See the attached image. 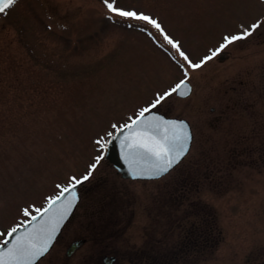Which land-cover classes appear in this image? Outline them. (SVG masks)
I'll return each instance as SVG.
<instances>
[{
  "label": "rangeland",
  "instance_id": "obj_1",
  "mask_svg": "<svg viewBox=\"0 0 264 264\" xmlns=\"http://www.w3.org/2000/svg\"><path fill=\"white\" fill-rule=\"evenodd\" d=\"M117 6L156 19L193 63L250 34L191 69L159 30L103 0H18L1 13L0 243L28 219L23 209L35 215L96 164L36 264H264V0ZM183 79L191 94L157 109L189 120V152L160 178L122 177L97 141ZM201 226L211 243L185 250Z\"/></svg>",
  "mask_w": 264,
  "mask_h": 264
},
{
  "label": "snow or ice",
  "instance_id": "obj_2",
  "mask_svg": "<svg viewBox=\"0 0 264 264\" xmlns=\"http://www.w3.org/2000/svg\"><path fill=\"white\" fill-rule=\"evenodd\" d=\"M17 2L18 0H0V13H5ZM103 3L110 12L117 16L143 21L159 30L164 40L176 49L191 69L201 68L204 63L217 56L229 44L250 34V32H245L241 35L225 37V43L219 49L205 56L201 62L193 63L189 56L181 50L179 42L169 37L156 19L143 13L124 10L117 6V0H103ZM257 26L252 27L254 29ZM185 75H187V69H185ZM187 89V82L181 80L163 95H157L148 107L140 109L134 117H130L129 123L123 126L115 124L112 126L115 131L108 133V136L111 139H119L124 158L134 178H159L168 173L188 152L191 137L187 131V125L183 122L164 120L153 112L173 93L183 96ZM97 144L102 151L106 147L103 140L97 141ZM101 159L103 156H98L97 163ZM95 168L96 164L91 165L89 172L80 179L72 177V183L61 187L59 195L49 198L45 208L35 209L38 215H33L28 208L23 209V214L28 219L12 227L6 234L7 239L0 243V264H36V261L48 252L58 230L78 200L77 185L89 180ZM4 235L5 233L0 232V237Z\"/></svg>",
  "mask_w": 264,
  "mask_h": 264
},
{
  "label": "water",
  "instance_id": "obj_3",
  "mask_svg": "<svg viewBox=\"0 0 264 264\" xmlns=\"http://www.w3.org/2000/svg\"><path fill=\"white\" fill-rule=\"evenodd\" d=\"M187 82V85H188V89L186 91V94L183 95L184 96H188L191 91H192V85L191 83L188 81V80H185ZM177 94V93H176ZM179 95V94H177ZM181 96V95H179ZM153 112L162 117L164 120H167V121H178V122H183L187 125V131L189 132L190 134V142H189V149L191 147V143H192V139H193V133H192V128H191V125L189 123V121L185 118H181V117H173V116H168L166 115L165 113L163 112H160L159 110H153ZM111 140V142H109ZM189 151V150H188ZM188 153V152H187ZM186 153V154H187ZM185 154V155H186ZM185 155L181 158V160L185 157ZM105 157L116 167L117 171L121 174L122 177L124 178H132V179H153V178H143V177H136L134 178L131 174V169L128 165V162L125 160L124 158V153H123V149L121 148V145H120V141L119 139H111L109 137L108 141H107V151H106V154H105ZM180 160V161H181ZM179 161V162H180ZM177 165V164H176ZM175 165V166H176ZM165 175V174H164ZM163 176V175H162ZM161 177V176H160ZM79 185H77L76 187V192H77V196H78V200L74 206V208L72 209L70 215L68 216V218L63 222L62 226L60 227V229L58 230L56 236H55V239L54 241L52 242V245L53 243L55 242L57 236L59 235V233L62 231V228L64 227V225L66 224V222L70 219V217L73 215L75 209H76V206L80 200V191H79ZM38 215V214H36ZM21 231H24V229H21ZM7 239V237H6ZM83 242V239H76L74 241H72L70 243V245L68 246L67 248V254L70 255L72 254L75 249ZM3 243V242H2ZM51 245V247H52ZM50 247V248H51ZM49 248V250H50ZM48 250V251H49ZM43 257V256H42ZM41 258V257H40ZM104 260L106 261L107 264H110L113 260H114V256L112 255H105L104 256ZM37 262V261H36Z\"/></svg>",
  "mask_w": 264,
  "mask_h": 264
},
{
  "label": "trees",
  "instance_id": "obj_4",
  "mask_svg": "<svg viewBox=\"0 0 264 264\" xmlns=\"http://www.w3.org/2000/svg\"><path fill=\"white\" fill-rule=\"evenodd\" d=\"M193 224V223H191ZM202 227V226H201ZM202 230H196L195 228L191 229L190 231H186V237H184V249L188 250L190 252H196V250H204L205 246L208 245V243H211V240L207 239L205 237L206 235V230L204 227H202ZM212 225L208 227L207 229V234L209 235L212 230ZM205 238V239H203Z\"/></svg>",
  "mask_w": 264,
  "mask_h": 264
},
{
  "label": "flooded vegetation",
  "instance_id": "obj_5",
  "mask_svg": "<svg viewBox=\"0 0 264 264\" xmlns=\"http://www.w3.org/2000/svg\"><path fill=\"white\" fill-rule=\"evenodd\" d=\"M225 51H223V53L222 52H220V57H224V53ZM257 95H264V92H260V93H258Z\"/></svg>",
  "mask_w": 264,
  "mask_h": 264
},
{
  "label": "bare ground",
  "instance_id": "obj_6",
  "mask_svg": "<svg viewBox=\"0 0 264 264\" xmlns=\"http://www.w3.org/2000/svg\"><path fill=\"white\" fill-rule=\"evenodd\" d=\"M224 51V50H223ZM223 51H222V53H223Z\"/></svg>",
  "mask_w": 264,
  "mask_h": 264
}]
</instances>
